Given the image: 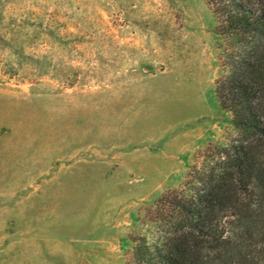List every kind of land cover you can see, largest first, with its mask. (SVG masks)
<instances>
[{
  "label": "rangeland",
  "instance_id": "obj_1",
  "mask_svg": "<svg viewBox=\"0 0 264 264\" xmlns=\"http://www.w3.org/2000/svg\"><path fill=\"white\" fill-rule=\"evenodd\" d=\"M216 28L206 0H0V264H129L237 136Z\"/></svg>",
  "mask_w": 264,
  "mask_h": 264
},
{
  "label": "trees",
  "instance_id": "obj_2",
  "mask_svg": "<svg viewBox=\"0 0 264 264\" xmlns=\"http://www.w3.org/2000/svg\"><path fill=\"white\" fill-rule=\"evenodd\" d=\"M228 45L216 80L237 136L139 218L129 264H264V0H206Z\"/></svg>",
  "mask_w": 264,
  "mask_h": 264
}]
</instances>
